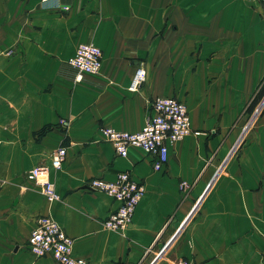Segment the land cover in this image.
I'll return each instance as SVG.
<instances>
[{"label":"crops","instance_id":"1","mask_svg":"<svg viewBox=\"0 0 264 264\" xmlns=\"http://www.w3.org/2000/svg\"><path fill=\"white\" fill-rule=\"evenodd\" d=\"M39 2L0 0V49L10 50L0 58V264H56L28 251L38 216L86 264H150L158 254L166 264H264L258 2L59 0L67 11ZM81 43L101 51V66L75 81L67 63ZM138 65L145 80L132 92ZM155 97L183 103L191 130L160 171L138 148L118 157L99 131H139ZM58 147L64 161L46 179L60 200L47 203L24 177ZM124 171L144 193L127 227L112 232L102 222L116 203L85 185Z\"/></svg>","mask_w":264,"mask_h":264},{"label":"built area","instance_id":"2","mask_svg":"<svg viewBox=\"0 0 264 264\" xmlns=\"http://www.w3.org/2000/svg\"><path fill=\"white\" fill-rule=\"evenodd\" d=\"M58 1L40 0L39 3L43 8L67 11L68 7L59 6ZM256 1L264 15V0ZM9 54L10 50L0 49V58ZM67 64L75 72V81H79L83 75H95L101 66V51L90 43H81L77 45ZM144 80L145 71L141 65H138L134 70L129 91H136ZM59 124L64 125V122ZM99 131L118 157H125L129 147L142 150L151 157L153 171H160L166 165L168 147L191 132L185 105L167 97H155L148 102L147 114L139 131L129 133L106 127L100 128ZM64 157L65 149L58 147L50 153L48 166L36 165L25 174V181L37 186L47 203L60 200L53 183L46 179V174L48 169L58 170ZM85 186L92 192L108 196L116 203L115 209L102 222L104 229L112 232H122L127 227L144 193L143 185L134 181L125 171L116 173L111 181L92 178ZM26 244L30 254L35 257L49 255L56 264H86L84 259L74 258L71 255L72 239L66 236L48 216L35 218L34 227L27 237ZM168 264L191 263L178 259Z\"/></svg>","mask_w":264,"mask_h":264},{"label":"rangeland","instance_id":"3","mask_svg":"<svg viewBox=\"0 0 264 264\" xmlns=\"http://www.w3.org/2000/svg\"><path fill=\"white\" fill-rule=\"evenodd\" d=\"M263 105H264V102L262 103V106ZM262 106L256 109L254 116H257L258 115V113H259L260 109L262 108ZM251 123H250V125H251ZM158 255L155 256L154 259H152V261L150 262V264H155V263L156 264H166V262H165V260L163 258L162 259H157L158 258Z\"/></svg>","mask_w":264,"mask_h":264},{"label":"water","instance_id":"4","mask_svg":"<svg viewBox=\"0 0 264 264\" xmlns=\"http://www.w3.org/2000/svg\"><path fill=\"white\" fill-rule=\"evenodd\" d=\"M253 116H254V115H253ZM252 118H253V117H252ZM252 118H251V119H252Z\"/></svg>","mask_w":264,"mask_h":264}]
</instances>
